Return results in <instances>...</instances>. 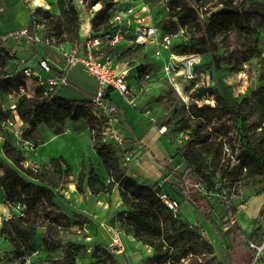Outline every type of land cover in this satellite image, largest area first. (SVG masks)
<instances>
[{"label": "trees", "instance_id": "obj_1", "mask_svg": "<svg viewBox=\"0 0 264 264\" xmlns=\"http://www.w3.org/2000/svg\"><path fill=\"white\" fill-rule=\"evenodd\" d=\"M88 4L90 8L101 5L91 21L92 32L97 36L109 32L112 29L111 12L116 6L114 0H92ZM166 5L168 15L156 26L175 36L172 46L174 53L210 57L215 71H220L222 65L238 71L252 59L261 56L260 29L264 27V0H166ZM52 6L53 10H36L46 20L42 36L54 38L56 43L69 48L79 46L81 24L75 0H55ZM181 31L190 34L185 43L177 41ZM132 49L119 54L113 52L116 62L135 64L138 57L125 56V52ZM139 64L137 70L142 77L149 68ZM24 80L20 72L9 69V60L3 57L0 63V104L2 100L8 102L0 107V123L11 119V113L16 114L23 123L24 137L30 139L41 125L59 135L65 132L69 124L86 121L93 149L105 174L83 160L76 190L84 194L87 184L95 196L101 193L111 195L118 186L127 210L121 212L116 221L136 241L151 249L150 264H224L217 261L213 244L197 227L181 212L173 214L168 209L160 197V186L145 185L127 175L121 153L115 150L113 143L103 141L107 119L97 114L92 101L67 99L60 94V89H38L34 98H19L15 109H10L8 95L24 86ZM196 81L188 83L190 90L193 89L188 102L182 103L178 99L181 106L175 105L172 110L175 125H178L180 132L188 135L187 146L180 153L187 165V175H179L178 179L189 202L215 228L223 244L222 234L213 216L221 212L222 219L228 218L226 224L236 217V208L228 194L234 189L251 190L264 185V86L251 91L232 106L216 85L199 87ZM195 86L197 88L194 89ZM111 94L112 91L110 97ZM0 135L9 139L12 133L0 129ZM48 164L53 182L54 178L63 179L72 175V167L63 157L51 158ZM186 176L192 181L189 188L184 184ZM4 188L0 177V189ZM263 192L264 187L254 195ZM19 202L27 208L26 217L16 218L0 230V234L8 236L14 247L16 263L25 254L22 249L27 252L36 250L31 240L36 229L42 228L43 251L38 261L68 264L53 257L60 247L56 224L50 221L39 223L26 201L12 204ZM224 234L229 242V247L222 245L225 264H235L232 254L242 245L238 237L243 234L233 227H228ZM252 242L261 243L253 239ZM101 252L108 257L113 254L110 249L99 247L94 254H103Z\"/></svg>", "mask_w": 264, "mask_h": 264}, {"label": "rangeland", "instance_id": "obj_2", "mask_svg": "<svg viewBox=\"0 0 264 264\" xmlns=\"http://www.w3.org/2000/svg\"><path fill=\"white\" fill-rule=\"evenodd\" d=\"M80 1L82 0H75L79 13L93 10L88 4L92 0H83L84 4H81ZM114 3L122 13L128 14L130 10L135 11V15L144 17L154 25H157L158 22L168 15L166 0H114ZM189 36V33L187 34L184 31L179 32L177 38L178 43H185ZM126 45H128L127 42L122 43V47L127 48L128 46ZM37 47H41L42 49L45 48L42 44H38ZM260 48L261 56L252 59L238 71H232L228 65H222L220 71H215L210 57H202L197 66V86L211 87L212 85H216L215 87L222 91L229 103L232 106L236 105L245 95L260 86H264V27L260 29ZM121 51L124 52L126 49H122ZM155 51L156 49L153 45H148L142 49L133 48L129 52H125V56L126 58L131 56L138 57L135 60V64H131L130 62H124V64L134 67L142 63L147 68H152L155 64V60L159 62L162 61L160 57L155 56ZM23 55L24 53L22 52L17 58L22 59L21 56ZM29 57L30 56H28L27 59ZM137 69V66L135 69H132L131 71L133 73L130 71L132 74H130L128 78L133 84L137 82L139 88L136 92L137 106H129L140 114H146L156 128L164 132L165 138L173 147L174 155H176L171 158L173 159L172 163H174L175 160L177 166H171L173 165L172 163L168 164V170L164 172L165 176L163 177L164 180L170 177L175 178L174 174H171L172 172L179 171L183 173L187 170V165L183 162L180 153L183 152L187 146L188 135L184 132H180L178 125H175L176 119L174 118L172 110L175 105L176 107L181 106L178 99H180L182 103H187L193 89L190 90L188 87L190 84H188L187 87H182L180 81H178V85L176 86H172L168 82H150L141 77V74L134 79ZM10 70H12V67ZM78 71L79 70L76 69L74 73ZM80 75L83 79L86 74L84 75L81 73ZM89 82L91 86L90 89L93 90L95 82L92 79ZM197 86H195L194 89L197 88ZM72 89L73 86H69L61 92L62 96L66 95L67 92H70ZM94 89H96V86ZM113 98L120 105H125V102L123 103V99L117 92H114ZM208 100L211 101L210 98H208ZM7 102L2 100L0 107L6 105ZM11 115V120L14 121V126L12 128L0 123L1 131H9L12 133L9 139H4L0 135V177L5 187L4 189H0V219L6 217L4 209L8 207L7 205L9 203L23 200L31 205L33 214L39 219V223L50 221L55 223L58 227L60 247L59 250L53 254L55 260H64L68 264H141L143 262H145V264H150V261H146L147 256L144 253H141V255H132L129 254L128 249H125V251L120 254H112L109 257L103 252H101L103 254L100 255L94 254L95 249L98 247L101 249H109L105 246L108 240L107 233L102 229L101 222L95 217H92L89 211H87L89 210L87 203V205L84 206L82 201L80 205L84 206L85 209H81L77 204L78 202L73 197L71 198V196H69L70 200H66L63 196L65 193L62 189L65 190L66 187H69L70 183L74 180L76 182L77 180L83 162V155L86 157L85 161L87 165L93 162V165L99 172L104 170V168L99 165L100 161H98L99 158L96 153L93 152L90 147L88 132L82 133L81 136H72L76 139L68 136L70 133L76 135L78 132L77 128L81 127L83 124L86 125L87 122L81 121L79 122L80 125H78L79 123L76 125L69 124L67 128H65V133L58 137H55L54 133L48 128L47 130L44 126H40L33 137L26 139L23 135V126H20L13 117L15 114L11 113ZM121 135L124 137L125 141L123 133H121ZM114 145L115 150L121 153L125 164H127L128 162L125 160V157L129 155L132 159L131 153L129 154V151L124 149V143L123 145ZM40 147L42 149H40ZM159 149L163 152L165 157L170 153V151H163V146L162 148L160 146ZM59 156H62L71 165L72 174L76 177H74V180L73 177L70 176L63 179L56 178V180L54 178L53 182V176L50 172L48 161L50 157ZM56 183V187L52 186ZM262 187H264V185L251 190L234 189L228 194L229 200L237 211V221L236 224L232 226L234 230L240 229L239 221L245 214L247 200L254 196ZM225 191L228 192V188H226ZM184 210L186 211L187 207H184ZM220 213L221 212L215 214L213 217L223 233L222 227L226 225L228 220L227 218L222 219ZM188 214H186V217L189 221L194 222L196 220L195 215L192 212ZM197 215L202 217L200 213ZM198 220L200 219L198 218ZM198 220V225L195 227L203 234L205 231H203L201 222H198ZM112 222L113 225L116 226L114 221ZM253 224L254 227L250 239L262 242L264 239V206L261 209L258 219L253 221ZM247 227L246 225L242 226L245 232H248L247 229H250ZM1 229L2 227H0V230ZM110 234L112 235V232H110ZM42 235L43 229L37 228L31 240L33 247L40 251H43ZM94 238L96 240H94ZM225 243L228 246L226 241ZM215 245L217 249H220L218 241H215ZM242 246L243 249H249L247 241H243ZM88 249H92V251L88 252ZM16 261V253L9 237L0 234V264H14ZM222 263H224V261Z\"/></svg>", "mask_w": 264, "mask_h": 264}, {"label": "crops", "instance_id": "obj_3", "mask_svg": "<svg viewBox=\"0 0 264 264\" xmlns=\"http://www.w3.org/2000/svg\"><path fill=\"white\" fill-rule=\"evenodd\" d=\"M55 0H39V3H37V0H27V1H21V0H0V32L5 33L8 31H13V30H18V29H30L31 23H32V16H31V10L34 8H46L47 10L54 9L52 6V3H54ZM128 4V3H127ZM126 4V5H127ZM50 5V7H49ZM52 9V10H53ZM101 9V5H97L93 10H90L89 12H84L80 13V44L79 47L84 46L85 38L87 36V33L92 30L91 26V21L95 15V13ZM85 27V28H84ZM8 48L10 50H13L15 52V56H19L20 53H24L23 56H21L22 59H25L27 61V65L33 68L38 67V63L41 59L47 58L52 65L54 69H58L62 67L63 65V60L61 58V55L57 50L54 48L46 47L41 48L37 47V45H31L30 43L26 41H21L20 43H14L11 42L8 45ZM122 49H125L122 47V45L118 46L113 52L119 54L121 53ZM106 51L105 48L101 49V52ZM101 52L98 53L99 58L101 55ZM166 56L167 53H164ZM30 56L28 59L27 57ZM158 61V60H157ZM155 62V66H160L161 61ZM12 67V70H16V72H19L20 68L15 64V60L12 61V63L9 66V69ZM76 66L74 67L69 75V85L65 88L60 89V94L62 95V91L67 89L69 86H73V89L70 92H67L66 95H63V97L67 99H72L76 101H83V100H90L92 101L93 98L95 97L97 90H98V83L97 80L92 77L87 75L82 67ZM136 66H131L128 64H124V62H117V68L119 71H129V77L130 74L133 72L131 71L132 69H135ZM78 69V72L74 73L75 70ZM11 70V71H12ZM130 71L132 73H130ZM137 72V73H135ZM134 73L136 74L134 79L137 78L139 75L138 70L135 71ZM86 74L85 77L82 79L80 74ZM46 75H44L45 77ZM128 77V78H129ZM94 80L95 86L93 87V90H91L90 86V80ZM180 85L182 87H187L188 83L185 81L179 79ZM150 82H156V83H162L164 81L160 79H153ZM130 86L134 89L135 91V96L138 88L137 82L134 84L130 82ZM167 83V82H165ZM136 84V85H135ZM91 91V92H90ZM75 92V93H74ZM119 94V93H118ZM74 95V96H73ZM114 92L111 94V100L114 104L117 106V118H118V123L116 124V129L119 130L123 135L125 136V141H124V149L129 151V154L131 153L132 159L130 160L131 162L126 164V170H127V175L135 178L139 183L149 185V186H155L158 185L161 188V194H165L168 197L175 199L179 202L180 204V212L182 215L186 217V214H190L191 212L195 215V221L191 222L187 218V220L194 226H197V220L198 222H201L202 229L205 231L203 234L208 239L214 246L215 248V255L218 259V261L223 262L224 264L226 262L225 258V249H223V244L226 247H229V242L225 237V231L227 230L228 227H232L236 224V217L231 220L230 224H226V227H222L219 229L215 219L214 223L219 229V231L222 234L223 237V244L220 238L217 235V232L215 228L209 223L204 220V218L199 217V212L196 210L195 206L192 205L186 194L183 192L181 188L180 181L178 179L179 175H187V170L183 173L179 171L172 172L171 174L175 176L170 177L167 180H164L165 174L168 170V164L172 163L171 159L172 157L176 156L174 155V149L170 145V143L167 141V139L164 136L163 131H159L154 123L150 120V118L146 115L143 114L141 115L138 111H134V109H131V107L128 105L126 101L123 99V103L125 102V105H120L118 102L115 101L113 98ZM128 106V107H127ZM15 119L18 122L20 126H23L22 121L19 119V117L15 114ZM77 124V123H76ZM75 124V125H76ZM80 125V123L78 124ZM44 126V125H41ZM74 126V125H73ZM46 129L47 127L44 126ZM78 132L76 135H72L70 133L68 136H71V138H75L72 136H78L82 135V133H89L90 137V147L95 152L93 149V143L91 139V132L89 129L88 124L86 123L83 124L81 127H78ZM48 130V129H47ZM71 131V130H69ZM65 133V132H64ZM62 133V134H64ZM62 134L55 135V137L61 136ZM65 137V136H63ZM62 137V138H63ZM76 139V138H75ZM39 144V142H38ZM37 146V145H36ZM163 146V151H170L169 155L167 157L164 156L163 152L160 151L159 147ZM37 148V147H36ZM40 149H42L40 147ZM37 157H39L37 154H35ZM62 157V156H59ZM98 157V156H97ZM170 157V158H169ZM51 158H58V157H50ZM85 155H83V160L85 159ZM100 161V160H98ZM49 162V161H48ZM172 163L176 167L177 165ZM93 164V162H91ZM175 164V165H174ZM100 167L102 166L101 161L99 163ZM95 167V166H94ZM103 167V166H102ZM97 171H99L97 168H95ZM103 174H105L104 170L100 171ZM74 180V175H71ZM76 178V177H75ZM77 181V180H76ZM184 184L186 188H189L192 186V181L190 178H187V176L184 179ZM66 187V186H65ZM62 191L65 193L63 195L66 200H70L69 196L71 198L73 197L78 203V206L81 209H85V205L88 204L89 213L92 217H95L97 220L101 222V227L102 229L107 233L108 235V240L105 246L108 248L110 247L112 243V235L110 232L112 230L119 231V235L122 241V244L124 246V251L125 249H128L129 254L132 255H141V253H144L147 256V262L149 261V257L151 256V249L140 242L136 241L133 235L129 232H126L122 228L119 227L116 218L117 216L121 213L127 210V208L124 206L120 192L118 189V186L113 190L111 195L108 194H99L97 196L93 195L88 187L87 184L85 185L84 189V194H80L76 190V182L75 180L69 184V187H66L65 190L62 189ZM85 199V200H84ZM83 201V205L81 206L80 203ZM87 203V204H86ZM264 206V192L259 194V195H254L251 198H249L246 202V208H245V214L243 215V218L239 221L240 223V230L243 234L242 237H238L241 239V244L243 241L248 242V248L249 249H243V246L241 245L240 248L236 249V251L232 254V260L235 262V264H253V257L254 253L252 249L250 248V242H252V239H250V235L253 232V221L257 220L262 207ZM184 207H187V210H184ZM5 215L8 216L11 213V210L9 207H6L4 209ZM250 212V213H249ZM188 214V215H189ZM201 216V215H200ZM189 217V216H188ZM203 219V220H202ZM116 226L113 225V222ZM243 225L248 226L247 229L248 232H245L244 229L242 228ZM247 239V240H246ZM94 240H96L94 238ZM215 241L220 244V249L216 248ZM225 241L228 243V246L226 245ZM96 242V241H94ZM140 257V256H139ZM220 258V259H219ZM264 254L262 255L261 259L257 261L254 264H264ZM223 260V261H222ZM145 264V262L141 263Z\"/></svg>", "mask_w": 264, "mask_h": 264}, {"label": "built area", "instance_id": "obj_4", "mask_svg": "<svg viewBox=\"0 0 264 264\" xmlns=\"http://www.w3.org/2000/svg\"><path fill=\"white\" fill-rule=\"evenodd\" d=\"M80 3L84 4V1L82 0ZM37 9L31 10L32 23L30 29L0 32V63L3 57L9 60V66L15 60V64L20 68L19 72L25 79L24 86L19 87L18 90H14L8 95V100L11 104L10 109L12 110L15 109L16 101L19 98H34L38 89L51 91L67 87L71 70L76 66H81L83 71L87 75L94 77L98 83V90L92 100V105L99 116L107 119L108 126L103 132V141L105 143L123 145L124 137L115 127L118 123L116 116L117 106L112 102L109 96L110 92L119 93L128 105L132 107L137 106V103L135 91L128 80L129 71H119L117 68L113 51L118 46L124 42L128 43L126 45L128 47L125 49L138 46H155V56L160 57L162 61L160 66L154 65L143 73L142 77L147 81L160 79L170 83L172 86H176L179 79L186 83H191L198 79L197 66L201 61V57L199 55H178L174 53L172 46L175 36L161 31L144 17L135 15V11L130 10L128 14H124L115 6L111 12L110 25L112 29L109 32L97 36L91 30L87 33L83 47L69 48L64 44L56 43L54 38L42 36L46 20L42 15L37 14ZM40 9L47 10L46 8ZM21 41H26L31 45L42 44L46 47L54 48L61 55L63 60L62 67L54 69L47 58L41 59L36 68L28 66L25 59H18L15 56V52L8 48L11 42L20 43ZM102 48H105L106 51L101 52ZM99 52H101V58L98 56ZM164 53H167V55L165 56ZM139 65L137 64L136 66ZM44 75L46 76L44 77ZM3 124L12 128L14 121L7 119ZM125 160L129 163L131 160L130 156L126 155ZM201 190L203 189L201 188ZM160 197L173 214H178L181 211L177 200L165 194ZM7 206L11 213L0 219V227L16 218L26 217L27 208L23 203H9ZM249 245L254 253L253 261L256 263L264 254V239L260 244L250 242ZM109 249L113 254H120L124 251L119 232L116 230H112V243ZM22 250L25 254L16 264H50L45 261H38L41 255L39 249L32 252H27L26 249ZM91 251L92 249H88V252Z\"/></svg>", "mask_w": 264, "mask_h": 264}, {"label": "clouds", "instance_id": "obj_5", "mask_svg": "<svg viewBox=\"0 0 264 264\" xmlns=\"http://www.w3.org/2000/svg\"><path fill=\"white\" fill-rule=\"evenodd\" d=\"M37 3H39V0H37Z\"/></svg>", "mask_w": 264, "mask_h": 264}, {"label": "bare ground", "instance_id": "obj_6", "mask_svg": "<svg viewBox=\"0 0 264 264\" xmlns=\"http://www.w3.org/2000/svg\"><path fill=\"white\" fill-rule=\"evenodd\" d=\"M49 7H50V5H49ZM85 28V27H84ZM250 213V212H249Z\"/></svg>", "mask_w": 264, "mask_h": 264}]
</instances>
